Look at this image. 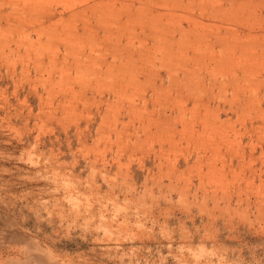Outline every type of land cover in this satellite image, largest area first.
I'll use <instances>...</instances> for the list:
<instances>
[{"label":"rangeland","instance_id":"1","mask_svg":"<svg viewBox=\"0 0 264 264\" xmlns=\"http://www.w3.org/2000/svg\"><path fill=\"white\" fill-rule=\"evenodd\" d=\"M0 264H264V0H0Z\"/></svg>","mask_w":264,"mask_h":264},{"label":"bare ground","instance_id":"2","mask_svg":"<svg viewBox=\"0 0 264 264\" xmlns=\"http://www.w3.org/2000/svg\"><path fill=\"white\" fill-rule=\"evenodd\" d=\"M224 1V0H223ZM226 1V0H225ZM237 1V0H236ZM224 3V2H223ZM229 5L231 6V7H233L234 5H236V2L235 1H231V2H229ZM201 12H203V11H201ZM217 12V11H216Z\"/></svg>","mask_w":264,"mask_h":264}]
</instances>
